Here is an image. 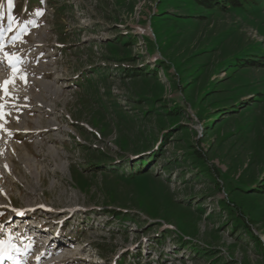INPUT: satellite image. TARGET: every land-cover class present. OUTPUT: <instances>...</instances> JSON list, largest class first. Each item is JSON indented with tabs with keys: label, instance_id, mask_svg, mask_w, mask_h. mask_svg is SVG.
Masks as SVG:
<instances>
[{
	"label": "rangeland",
	"instance_id": "1",
	"mask_svg": "<svg viewBox=\"0 0 264 264\" xmlns=\"http://www.w3.org/2000/svg\"><path fill=\"white\" fill-rule=\"evenodd\" d=\"M43 3L19 40L0 31L26 76L9 87L17 100L42 95L55 110L0 90V118H29L2 146L14 158H0V227L30 206L43 235L18 232L17 261L264 264V65L244 67L264 63V0L223 13L189 0ZM2 69L0 86L13 78ZM40 81L60 87L55 100Z\"/></svg>",
	"mask_w": 264,
	"mask_h": 264
},
{
	"label": "bare ground",
	"instance_id": "2",
	"mask_svg": "<svg viewBox=\"0 0 264 264\" xmlns=\"http://www.w3.org/2000/svg\"><path fill=\"white\" fill-rule=\"evenodd\" d=\"M4 65V63L3 64H0V67L1 66H3ZM2 73V72H1ZM19 75H21V74H19ZM19 75H17V78L19 79V82H20V84L22 85V86H25V84H26V76L25 75H23V77H24V79H20L19 78ZM10 76V75H9ZM9 76L8 75H5V78H3V81H5V80H9ZM2 77H4V76H1L0 75V79L2 78ZM2 83V82H1ZM4 83V82H3ZM3 83L1 84V86H0V90H2V86H3ZM39 86H40V88L41 89H43V92H47L48 93V96L47 97H50V98H53V100H55L54 99V97L56 96V94H59L60 92H61V89H60V87H57L56 85H54V86H52V84L49 82V83H45V82H42V81H40L39 82V84H38ZM9 94L11 95V94H13L14 95V97H15V99L14 100H12V101H14V104L16 105V106H20L21 105V107L22 106H24L25 108H26V110L29 108V109H32L33 108V110H35L36 112H38L39 114L41 113L43 116L45 115V113L47 112L48 114H51V113H54L55 112V110H54V107H53V105L52 104H48V103H46V99L44 98V96H42V95H40L39 96V99L37 100V101H34V103H32V105H27L26 103V99L25 100H21V101H19V100H17V98L18 97H22L23 95L20 93V91H16V90H14L13 88H9ZM43 94V93H42ZM36 97H38V96H36ZM48 99V98H47ZM48 102V101H47ZM55 104V103H54ZM15 106V107H16ZM23 107V108H24ZM16 109V108H15ZM25 110V111H26ZM19 114V113H18ZM27 114H30V113H27ZM51 116V115H50ZM27 116H26V114H25V116H24V118H26ZM40 118V117H39ZM22 116H20V115H18L17 116V113L16 114H14L13 115V119H12V122L11 123H9L8 122V119H7V117H5V118H0V158L3 156H6V157H8L9 158V162H11L12 160L11 159H13L14 158V156H12L11 154H7L6 152H5V149L4 148H2V146L3 145H7V146H9L10 144H9V140L10 139H12V138H14V133H17V132H19V130L21 129L22 130V132L21 133H23V134H26V131H27V128L29 127L28 126V124L25 122L26 121V119H29V118H26V119H24V121L23 122H21L22 120ZM21 120V121H20ZM51 120H53V124H55V123H57L58 122V117H56V116H54L53 115V119H51ZM45 121H50V120H47V119H45ZM33 125H35V124H33ZM37 127L38 128H40L41 126H40V124L37 122ZM53 127H54V125H52ZM56 128H58V127H56ZM46 129V128H45ZM41 130V129H40ZM30 131V130H29ZM12 132H14V133H12ZM20 133V132H19ZM37 135V134H36ZM43 144V143H42ZM8 150H10V151H14V153H15V149H14V147L11 145L10 147H9V149ZM5 160V159H4ZM3 161V160H2ZM22 161V160H21ZM23 162V163H22ZM21 163L23 164V168L26 170V172L28 173V172H30L31 170H30V168L31 167H29V162L28 161H22ZM12 163V162H11ZM2 164V162L0 161V165ZM4 165V164H3ZM6 169H7V167L8 166H4ZM15 167V166H14ZM16 170V169H15ZM45 170V169H44ZM5 174V173H4ZM31 174V173H30ZM28 175V174H27ZM7 177H9V176H7ZM10 178V177H9ZM6 179V178H5ZM37 181V180H36ZM77 191V190H76ZM13 200H11V202H12ZM46 208H48V206H45ZM30 209H32V207H28V208H25V210L26 211H29ZM24 210V209H23ZM50 210V209H49ZM69 213V212H68ZM30 222V221H29ZM29 222H27V223H29ZM26 223V227H28V224ZM1 235V234H0ZM37 236H39L37 233H36V235H35V239L36 238H38ZM68 247V246H67ZM69 247H71V246H69ZM65 251V250H64ZM72 252V251H71ZM75 253H77V252H75ZM62 254V253H61ZM35 255V254H34ZM66 256V255H65ZM76 256H78V255H76ZM44 258H45V256H44ZM67 258L68 259H70V258H73V259H75L76 257H74V255L73 256H67ZM79 258V257H78ZM54 259V258H53Z\"/></svg>",
	"mask_w": 264,
	"mask_h": 264
},
{
	"label": "trees",
	"instance_id": "3",
	"mask_svg": "<svg viewBox=\"0 0 264 264\" xmlns=\"http://www.w3.org/2000/svg\"><path fill=\"white\" fill-rule=\"evenodd\" d=\"M189 2L208 13L209 11H213V10H217L218 12L223 13L232 8L237 10L238 9L243 10L246 7L254 6L255 4V0H189ZM239 60H240L239 62L242 61L241 59ZM263 65L264 63H262V60H259V58H253L252 60L248 61L247 65H245L244 67H254V66L260 67ZM128 72L130 77H136L139 76L140 74V72H136V71H128ZM258 191L259 193H264V186L263 188L260 189L258 188Z\"/></svg>",
	"mask_w": 264,
	"mask_h": 264
},
{
	"label": "snow or ice",
	"instance_id": "4",
	"mask_svg": "<svg viewBox=\"0 0 264 264\" xmlns=\"http://www.w3.org/2000/svg\"><path fill=\"white\" fill-rule=\"evenodd\" d=\"M12 5V0H9V6ZM36 15H43L42 12H37ZM13 21L14 23L16 22V18L13 17ZM6 39V37L4 36L3 32H0V44H2V42ZM19 37H16L15 40H19ZM15 40L13 41V43H15ZM0 52H3L4 54V60H7L9 67L13 70V78L11 80H5L3 83V87H2V91L4 93L5 96H7L9 94V87L10 86H14L15 84V79L17 78V70H16V64L20 63L21 61L19 60L18 57H13L10 56L9 53L4 52V47L0 46ZM4 60H0V64H3ZM20 79H24L23 75H19ZM3 107V106H0ZM0 116H2V113H0ZM19 215L23 216L24 213H19ZM0 258L3 259H13V257L11 255H6L5 252L3 250H0ZM0 264H2V259H0Z\"/></svg>",
	"mask_w": 264,
	"mask_h": 264
}]
</instances>
